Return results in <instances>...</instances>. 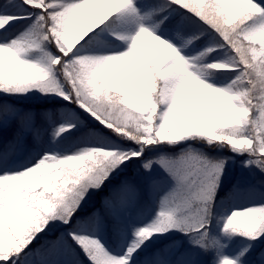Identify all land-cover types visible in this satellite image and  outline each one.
<instances>
[{
  "label": "snow or ice",
  "instance_id": "1",
  "mask_svg": "<svg viewBox=\"0 0 264 264\" xmlns=\"http://www.w3.org/2000/svg\"><path fill=\"white\" fill-rule=\"evenodd\" d=\"M0 264H264V0H0Z\"/></svg>",
  "mask_w": 264,
  "mask_h": 264
},
{
  "label": "rangeland",
  "instance_id": "2",
  "mask_svg": "<svg viewBox=\"0 0 264 264\" xmlns=\"http://www.w3.org/2000/svg\"><path fill=\"white\" fill-rule=\"evenodd\" d=\"M39 106V105H37ZM103 196V194H98L96 197H94L93 199V203L98 207L99 206V202H100V197Z\"/></svg>",
  "mask_w": 264,
  "mask_h": 264
},
{
  "label": "trees",
  "instance_id": "3",
  "mask_svg": "<svg viewBox=\"0 0 264 264\" xmlns=\"http://www.w3.org/2000/svg\"><path fill=\"white\" fill-rule=\"evenodd\" d=\"M101 194H103L104 195V193H101ZM96 197V196H95Z\"/></svg>",
  "mask_w": 264,
  "mask_h": 264
}]
</instances>
